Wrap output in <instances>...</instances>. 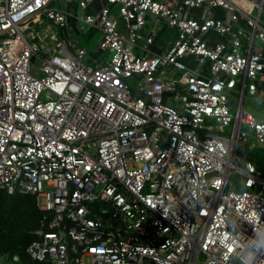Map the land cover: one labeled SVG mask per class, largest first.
<instances>
[{
    "label": "built area",
    "instance_id": "1",
    "mask_svg": "<svg viewBox=\"0 0 264 264\" xmlns=\"http://www.w3.org/2000/svg\"><path fill=\"white\" fill-rule=\"evenodd\" d=\"M249 1L0 0V188L44 211L29 259L264 264V175L239 155L264 149L244 105L264 96V0Z\"/></svg>",
    "mask_w": 264,
    "mask_h": 264
},
{
    "label": "trees",
    "instance_id": "2",
    "mask_svg": "<svg viewBox=\"0 0 264 264\" xmlns=\"http://www.w3.org/2000/svg\"><path fill=\"white\" fill-rule=\"evenodd\" d=\"M250 159L264 175V149L256 151ZM234 178L235 188L240 189V177ZM43 214L34 195L21 191L9 193L0 188V256L12 261L18 255L20 260L16 264H47L33 261L25 253L27 245L39 236Z\"/></svg>",
    "mask_w": 264,
    "mask_h": 264
},
{
    "label": "rangeland",
    "instance_id": "3",
    "mask_svg": "<svg viewBox=\"0 0 264 264\" xmlns=\"http://www.w3.org/2000/svg\"><path fill=\"white\" fill-rule=\"evenodd\" d=\"M244 6L249 7L250 6V2L249 0H239ZM57 5L59 7H63V2L62 0H57ZM257 5V4H256ZM75 6V7H74ZM71 8V11L77 12L78 14H83L85 15L87 12H89L88 10L91 11H95L93 9H97L98 8V4L95 3L93 5V9H88V10H84L76 5H74ZM251 8V7H249ZM261 21L264 24V11L261 15ZM48 22V20H47ZM80 28L77 29H72L71 32V39L76 42L78 45L84 46L86 47L87 51H88V55L87 58H91L93 56V54H97L100 57H103L104 53L100 52L99 48H98V43L100 41L101 38V33L98 30H94L90 25L85 24L84 22H81L79 24ZM172 32H174V29L168 27L167 31H166V35H170ZM34 64L36 66L39 65L38 60L34 62ZM42 74V72L40 71V75ZM230 100L233 103L234 107H232V111H235V104L239 101V97L235 95H230ZM250 97L248 95L245 96L244 98V105L246 108H250V106L252 105V103L250 102ZM257 150H252V149H248V150H244L242 146H240L239 148V155L241 159L244 158H248L250 155L252 156V154H254ZM235 179V178H234ZM237 184V182H236ZM0 264H16L13 261L7 259L4 256H0Z\"/></svg>",
    "mask_w": 264,
    "mask_h": 264
},
{
    "label": "crops",
    "instance_id": "4",
    "mask_svg": "<svg viewBox=\"0 0 264 264\" xmlns=\"http://www.w3.org/2000/svg\"><path fill=\"white\" fill-rule=\"evenodd\" d=\"M239 1V0H238ZM240 2V1H239ZM91 7H93V5L89 6L86 10L88 9H92ZM94 10V9H93ZM88 11H91V10H88ZM214 13L216 15H221V16H224L225 14V11L221 8H216V9H213ZM161 27H162V30L160 31V35L159 37L157 38L155 44L161 48V46H164L166 45L167 43L165 42L164 38L165 37H169V35H166V31H167V26L165 23H161L160 24ZM69 26H70V30L72 29H75L77 28L76 27V21H75V18L73 16H70L69 15ZM94 30H98L97 28H94L92 27ZM99 31V30H98ZM259 85L260 87H264V83L262 81L259 82ZM250 102L252 103V105L250 106V108H246L248 111L254 113L256 116L258 117H262L264 116V96H261L258 100V102H255V100H253L251 97H250Z\"/></svg>",
    "mask_w": 264,
    "mask_h": 264
},
{
    "label": "water",
    "instance_id": "5",
    "mask_svg": "<svg viewBox=\"0 0 264 264\" xmlns=\"http://www.w3.org/2000/svg\"><path fill=\"white\" fill-rule=\"evenodd\" d=\"M91 206H92V212L90 213V216L91 217H94L96 216V214L98 213L99 209L100 208H103L104 211H106V208L105 206H102L100 203L94 201V202H91ZM37 233H39V230L37 231Z\"/></svg>",
    "mask_w": 264,
    "mask_h": 264
}]
</instances>
